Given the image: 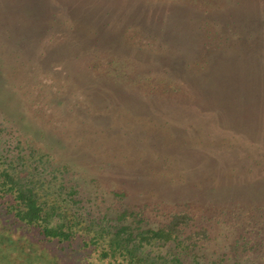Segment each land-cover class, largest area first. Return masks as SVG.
Segmentation results:
<instances>
[{
    "label": "rangeland",
    "instance_id": "rangeland-1",
    "mask_svg": "<svg viewBox=\"0 0 264 264\" xmlns=\"http://www.w3.org/2000/svg\"><path fill=\"white\" fill-rule=\"evenodd\" d=\"M16 136L98 176L94 210L184 212L198 261L264 264V0H0V146ZM5 218L0 264H98Z\"/></svg>",
    "mask_w": 264,
    "mask_h": 264
},
{
    "label": "trees",
    "instance_id": "trees-1",
    "mask_svg": "<svg viewBox=\"0 0 264 264\" xmlns=\"http://www.w3.org/2000/svg\"><path fill=\"white\" fill-rule=\"evenodd\" d=\"M13 139L15 144L7 150L0 146V215L6 217L7 227L34 232L38 241L55 245L66 258L98 264H185L188 258L192 264H224L222 255L198 261L197 240L207 239V234L204 229L185 234L191 220L187 213L148 225L143 207L113 215L97 206L94 210L95 205H85L79 182L99 185L98 176L78 177L74 161L53 162L49 151L37 152L17 136Z\"/></svg>",
    "mask_w": 264,
    "mask_h": 264
}]
</instances>
